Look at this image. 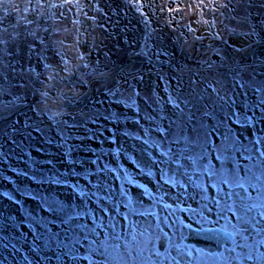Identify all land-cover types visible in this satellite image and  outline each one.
Here are the masks:
<instances>
[{
    "label": "rangeland",
    "instance_id": "374dc122",
    "mask_svg": "<svg viewBox=\"0 0 264 264\" xmlns=\"http://www.w3.org/2000/svg\"><path fill=\"white\" fill-rule=\"evenodd\" d=\"M262 5L6 0L0 6L7 42L0 48V264H256L244 258L250 249L264 253V233L257 236L254 228L234 234L243 248L230 241L208 252L185 241L189 224L222 227L227 219L230 232L239 225L231 213L217 220L215 201L223 205L233 189L186 160L177 171L173 154L185 148L183 137L192 156L200 153L195 128L220 124L232 99L237 111L255 108L261 93L254 89L264 86ZM239 83L251 87L241 90ZM117 87L123 97L109 92ZM262 112L264 106L255 108L257 121ZM234 121L222 127L234 128L250 150L245 156H252L237 159L255 165L264 152V122L245 129ZM160 128L169 130L167 141ZM208 152L202 163L219 169L216 153ZM235 191L256 196L252 188ZM45 199L63 202L71 221L62 223ZM258 212L250 215L259 219Z\"/></svg>",
    "mask_w": 264,
    "mask_h": 264
},
{
    "label": "snow or ice",
    "instance_id": "6c2138e0",
    "mask_svg": "<svg viewBox=\"0 0 264 264\" xmlns=\"http://www.w3.org/2000/svg\"><path fill=\"white\" fill-rule=\"evenodd\" d=\"M5 3L6 0H0V6L4 5ZM4 14L6 15L7 13L5 12ZM2 23L3 21L0 20V25H2ZM260 25H264V19H261ZM2 31H6V29H3ZM253 31H255V26L253 27ZM6 43L7 42L3 39V36L0 35V48H2ZM156 55L159 57L160 53L158 52ZM208 66L211 67V64L209 63ZM65 71H68V69L65 68ZM49 78L51 79V77ZM239 87L241 90H244L246 88H250L251 85L239 83ZM254 91L256 93H261L260 98L254 102L255 108H261V106H264V86H256ZM109 92L113 96L119 95L123 97V93L120 91L119 87H117L115 91L109 89ZM135 94L138 95V93ZM244 94L247 96L246 92ZM42 95L46 96L47 93H43ZM221 99L224 98L221 97ZM169 102L173 104L175 109H180V105L175 103L171 96H169ZM225 103H228V101H225ZM230 107L232 108V111L228 116H224L222 118L220 124H201L198 128H195V131L198 133V137L202 138L203 141V143L199 145L201 149L200 153H198L196 156H192L190 154L192 151L191 141H189L187 137H183V140L185 141V148L180 152L173 154V162L177 163L178 167L176 170L179 171L180 169L186 167V165L180 164L179 161H189L191 166L202 169L203 172H206L209 179L215 178L219 184H227L233 189V191H230L225 195L224 199L226 202L223 205H221L219 200L215 201V204L218 208L217 220L226 218L227 214L231 213L236 217L239 228H237V225H233L232 227L234 232H229L227 230L228 221L226 219L225 226H222L219 229L201 228L197 231V235L203 232L206 234V238L208 240H215L217 245L232 241L235 247L243 248L245 245H236L235 241L233 240V236L236 231H239L240 234L243 235V233H247L252 228H254L255 235L260 236L262 233H264V227H256L257 225H264V152L259 153L260 158L257 160L255 165H241L240 161L237 159V156L250 161L252 160V156L250 154L245 156V153H250V150L244 144L239 134L235 132L234 128L231 126L224 128L222 125L224 121L235 118L234 122L240 127L247 129L249 126H251L253 129H255L257 123L264 122V112H262L260 120L257 121L255 116V108H253L251 104H245L242 111H237L236 101L235 99H232ZM182 111L183 110L180 109L181 113ZM249 112H252V115H248ZM113 118L115 119V117ZM191 119L192 116H189V121H191ZM173 123L175 122L173 121ZM159 132L167 141L168 135L170 134L169 130L160 128ZM252 134L255 135V132ZM217 140H219V144H217ZM169 143H179V140L172 139L169 141ZM209 148H211L216 153L214 158L220 162L219 169H217L210 162L202 163V161H205L209 156ZM152 164L156 165L157 161L152 160ZM229 164L232 166L227 167ZM136 167H140V165L137 164ZM253 168L259 172V175L253 171ZM241 172L244 173L243 176L240 175ZM51 182L54 184H61L63 181L61 179H54ZM126 182L131 183L130 180H126ZM245 185H247V188ZM73 187H75V185H73ZM97 187L99 188L100 185ZM248 188H252L256 192L255 198L251 197L250 195H242L241 192L235 191V189H241L244 193H247ZM229 199L232 200L231 203L227 202ZM44 202L47 205L48 211L54 215L60 216L62 223L68 224L73 218L72 214L68 211L67 206L59 199H45ZM131 203L132 201L129 200V205H131ZM166 207L171 206L166 205ZM255 209H259V219L250 215ZM209 211H211V209H209ZM76 215H79V213H76ZM187 227L191 228V225L189 224ZM134 238L135 237H133V239ZM247 238L248 237H245V239ZM259 243L264 244V239H261ZM45 246H47V244ZM235 247L228 249V251H235ZM199 251L202 255L204 254L203 250ZM104 253H107V249H104ZM189 255H191V251H189ZM209 255L212 254L210 253ZM220 255L223 256L222 253ZM244 258L246 260H255L256 264H264V253L254 254L253 249H250L249 252L244 255ZM172 259L175 260V257Z\"/></svg>",
    "mask_w": 264,
    "mask_h": 264
},
{
    "label": "water",
    "instance_id": "95a60500",
    "mask_svg": "<svg viewBox=\"0 0 264 264\" xmlns=\"http://www.w3.org/2000/svg\"><path fill=\"white\" fill-rule=\"evenodd\" d=\"M208 229V228H216V229H219L221 228V226H203V227H196V226H192L191 225V228L187 227V237H185V241L186 242H189V243H193L196 245V247H201L203 250L205 249L206 251H214V250H221L223 248V245L224 244H228V242L224 243V244H220V245H217V242L215 240H208L206 238V234L201 232L197 235V231L199 229ZM229 231V230H228ZM230 232V231H229ZM167 237V235H163V239H165ZM159 248H162V247H159Z\"/></svg>",
    "mask_w": 264,
    "mask_h": 264
},
{
    "label": "trees",
    "instance_id": "16d2710c",
    "mask_svg": "<svg viewBox=\"0 0 264 264\" xmlns=\"http://www.w3.org/2000/svg\"><path fill=\"white\" fill-rule=\"evenodd\" d=\"M44 179V178H43ZM45 180V179H44ZM225 191H228V189H226ZM20 201V200H19ZM22 201V200H21ZM24 201V200H23ZM195 247V246H194ZM196 248H198V247H196ZM202 250V249H201ZM45 252H47V251H45Z\"/></svg>",
    "mask_w": 264,
    "mask_h": 264
},
{
    "label": "clouds",
    "instance_id": "9594fccd",
    "mask_svg": "<svg viewBox=\"0 0 264 264\" xmlns=\"http://www.w3.org/2000/svg\"><path fill=\"white\" fill-rule=\"evenodd\" d=\"M192 226H194L193 224H191ZM212 226H216V225H212Z\"/></svg>",
    "mask_w": 264,
    "mask_h": 264
}]
</instances>
